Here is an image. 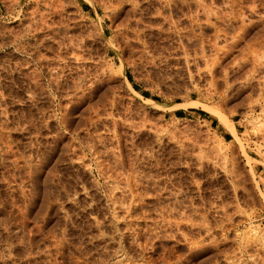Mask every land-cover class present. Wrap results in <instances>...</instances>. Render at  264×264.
Segmentation results:
<instances>
[{"label": "rangeland", "instance_id": "obj_1", "mask_svg": "<svg viewBox=\"0 0 264 264\" xmlns=\"http://www.w3.org/2000/svg\"><path fill=\"white\" fill-rule=\"evenodd\" d=\"M138 3L0 0V264H264V0Z\"/></svg>", "mask_w": 264, "mask_h": 264}, {"label": "bare ground", "instance_id": "obj_2", "mask_svg": "<svg viewBox=\"0 0 264 264\" xmlns=\"http://www.w3.org/2000/svg\"><path fill=\"white\" fill-rule=\"evenodd\" d=\"M160 1V0H159ZM166 1V0H165ZM198 1V0H197ZM132 3L134 4V5H136V6H138L139 7V3H138V0H132ZM149 3V2H148ZM174 3H176V2H174ZM179 3V2H178ZM169 4V3H168ZM171 4V3H170ZM173 5V4H172ZM172 7H175V6H172ZM171 8V7H170ZM169 8V9H170ZM176 8V7H175ZM173 9V8H172ZM171 9V10H172ZM158 21V20H157ZM159 27V26H158ZM167 29V28H166ZM172 29V28H171ZM139 30V29H138ZM143 31V30H142ZM145 31V30H144ZM138 32V31H137ZM161 32V31H160ZM177 33V32H176ZM141 33H137V34H135V37H136V39L138 40V41H136V42H140V41H142L143 40V43H145L146 45H148V47L150 48V44H149V41L147 42L146 40H144V39H141L142 37H141V35L143 34H141ZM143 36V35H142ZM144 37V36H143ZM135 39V38H134ZM142 43V42H141ZM132 44H133V42H132ZM131 45V44H130ZM138 45V44H137ZM137 45H135V43H134V48H136L137 47ZM143 45V44H142ZM145 45V46H146ZM139 46V45H138ZM144 46V47H145ZM153 46V45H152ZM147 47V48H148ZM138 48V47H137ZM142 48V47H141ZM152 48V47H151ZM151 48H150V50H151ZM144 50H146V49H141L140 51L141 52H143L144 53ZM149 50V49H148ZM139 50H138V52H136V55L140 52ZM151 51H153V50H151ZM149 53V52H148ZM152 53V52H151ZM153 53H155V51L153 52ZM203 54V53H202ZM201 54V55H202ZM154 55V54H153ZM140 56V55H139ZM142 56V55H141ZM144 56V55H143ZM145 57V56H144ZM199 57V56H198ZM201 57H204V58H206L204 55L203 56H200L199 57V60H202L203 58H201ZM142 58V57H141ZM203 60H205V59H203ZM196 61H198V58H197V60ZM206 61V63L209 61H207V60H205ZM204 61V62H205ZM200 62V61H199ZM244 62H246V61H244ZM115 63V62H114ZM215 63V62H214ZM213 63V64H214ZM112 64V63H111ZM216 64V63H215ZM114 65V64H113ZM125 63L123 62V60H122V62H121V64L118 66L119 68L118 69H116V70H114L113 69V66H111L112 68H111V77H121L122 75H124L125 76V78H126V80H127V83L129 84V86L131 87V90H133L134 91V93H136L137 95H140V96H142L141 94H139V92H137V90H135L134 88H133V86H132V84H131V82L128 80V78L126 77V74H124V71H125ZM224 60L223 61H221V62H219L217 65H215L214 66V69H212V81H211V83H212V86L213 87H215V88H213V89H211L210 88V92H209V94H210V96H211V98L213 97H215L216 95H218V91H220V86L222 85V86H226V88L227 89H229L232 85H233V83L234 82H236V81H238L239 79H240V77H243L242 76V74L243 73H241L242 72V70L245 68V66H244V63H242V64H238L237 65V67H236V71H232V73L231 72H228V71H226V67H224ZM226 66V65H225ZM127 67V66H126ZM226 68V69H225ZM201 69V68H200ZM200 69H198V70H200ZM197 70V71H198ZM202 70V69H201ZM245 70V69H244ZM244 70H243V72H244ZM201 72H203V70L201 71ZM209 72V71H208ZM199 73V72H198ZM218 73H224L223 75H224V79H222L223 81L222 82H220V80L218 81L217 79H215V78H217V74ZM201 74V73H200ZM201 75H203V73L201 74ZM217 75V76H216ZM246 75V74H245ZM223 88V87H222ZM221 88V89H222ZM219 89V90H218ZM221 93V92H220ZM146 99H148V100H150L149 98H146ZM115 100H117V99H115ZM119 100V99H118ZM150 101H153V100H150ZM116 102V101H115ZM155 103V105H157V107H162V105L163 104H161V103H158V102H154ZM177 105H182V103H177ZM184 105L185 106H188V107H200V108H202V109H204V110H207V111H209V112H212L213 114H215L217 117H218V119H219V121L227 128V129H229V131L230 132H232V134L234 135V137H235V139L237 140V141H241V139H240V136H239V133H238V130H237V128H236V126H235V124H234V122H232L230 119H229V117L228 116H226L220 109H218V108H215V107H212V106H210V105H208V104H205V103H203V102H201V101H199V100H196V99H191V100H188L187 102H185L184 103Z\"/></svg>", "mask_w": 264, "mask_h": 264}, {"label": "crops", "instance_id": "obj_3", "mask_svg": "<svg viewBox=\"0 0 264 264\" xmlns=\"http://www.w3.org/2000/svg\"><path fill=\"white\" fill-rule=\"evenodd\" d=\"M209 122L213 125L214 128H219L222 132V135L226 136V137H232L233 134L228 130V129H224L218 124V121H216L215 119H211L209 120ZM237 128V126H236ZM238 130V128H237ZM262 172H264V169H262Z\"/></svg>", "mask_w": 264, "mask_h": 264}, {"label": "trees", "instance_id": "obj_4", "mask_svg": "<svg viewBox=\"0 0 264 264\" xmlns=\"http://www.w3.org/2000/svg\"><path fill=\"white\" fill-rule=\"evenodd\" d=\"M145 97H147V98H150L151 97V95L149 94V93H146V92H143L142 93ZM152 99H154V100H157V101H160V99L158 98V97H152ZM192 111H197V112H199L200 114H202L203 116H209V114L208 113H206L205 111H203V110H197V109H191ZM177 114L179 115V116H184V112L183 111H181V112H177Z\"/></svg>", "mask_w": 264, "mask_h": 264}]
</instances>
